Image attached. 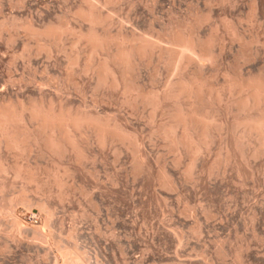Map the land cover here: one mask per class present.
Here are the masks:
<instances>
[{
	"label": "rangeland",
	"instance_id": "1",
	"mask_svg": "<svg viewBox=\"0 0 264 264\" xmlns=\"http://www.w3.org/2000/svg\"><path fill=\"white\" fill-rule=\"evenodd\" d=\"M108 1L99 0L101 12L105 15L114 13L113 16H115L111 19L109 25L100 26L99 31L101 33H112L114 36L120 34L124 37H132V35L137 34L157 39L160 34L167 36L166 33L169 34L171 29L183 21L189 19V22L193 21L195 23L206 16H210L207 22L197 25L196 30L198 35L200 34L199 36L203 38L206 36L209 39L214 36L215 42L212 51L216 54L219 53V59L216 65L214 66L215 63L207 62L204 72L206 71L205 76L210 74L207 77L212 82L211 84L214 87L216 86L215 88L221 96V100L214 98L208 104L207 111H211V114L215 117H220H217V119H219V122L225 123L224 127H213L215 131L212 129V143L207 148L208 150L204 149L205 151L203 150L199 155H194L185 147H181L183 151L181 148L178 151L175 149L171 150L169 142H166L164 136L155 130L157 126L168 120V106L171 105V101L165 103L166 110L160 109L155 111L152 106H144L142 104H139V107L137 106L133 109L126 104L128 97L122 90H115L108 86L104 87V90L101 88L102 90L97 89L95 91L96 81L92 79L90 74L81 73L83 70L82 66H85L89 57L87 46L82 44L83 47L80 45L79 48L75 49V52L80 53V61L74 67L72 77L69 78L68 72L70 69L68 70L69 60L67 59H69V53L71 54L74 51L72 48L74 36L66 35L61 44H57L54 40L41 36L50 25L65 24L76 30L80 28L77 31H87L89 28L88 23L77 15L79 8L84 5L86 6L85 0H0V106L9 104L11 101V103H17L16 105H19V103L29 105L34 98L37 101L39 97V101L49 100L46 103H49L52 99L54 102L61 100L66 104H72L77 107L81 103L80 101L83 100L86 101L88 106H93L94 101L98 98L97 101L100 103L99 108L101 111L107 110L106 112L116 113L118 114L117 116L123 114L121 117L123 116L126 120L128 119L131 124V130H133L132 132H141L139 135L142 138L144 137V141L147 139L145 145L147 164L149 165L148 172L142 174L141 177L135 178L133 167L135 166V162L132 149L129 150L130 148L121 142L115 143L111 148H109L110 146L102 148L95 136L93 134L90 136V133L87 137L88 140H85V146L87 145L85 148L91 156L98 157L99 160L97 159L95 164L85 162L78 165L75 161V154L72 152L71 154L69 152L67 156L69 155L74 158L71 159V157L68 158L66 156L67 158L64 157L66 158L64 159L59 157L55 158L56 156L48 152H43V150L37 147L23 152L8 150L5 146H2V158L6 162L5 164H9L11 168L7 165V171L0 173V264H66L63 260L58 259L54 253L47 250L49 246L47 241L45 243L42 241V243L39 240L30 239L32 236L19 235L16 234L17 232H14L13 220L7 213L2 211V206L5 205V207L13 211L16 210L15 212L21 210L22 214H25L23 209L25 208L27 210L26 205L24 206L19 198L23 190L27 193L30 202H32L28 204V207L32 205L30 207L31 210L27 211L28 213H33L34 218L45 217L44 212L41 213L37 207L40 202H48L59 208L51 223L53 241L62 247L78 249L83 254L86 264H264V155H262L264 152L256 155L257 150L259 151L261 148L260 138L258 136L253 135L251 137L241 138L243 129H233V123L230 125V122H233L238 114L235 112V107H232V102L237 96L229 92L225 87L227 75L235 74L241 66H245L244 64L246 66L242 70H245L247 74L254 71L257 73L262 66V62L264 64V0H258V4H260L257 5L260 9L256 6L259 11L254 17V20L253 18L252 20L250 19L251 10L248 9L253 6L252 0H231L230 2L224 0H110L112 1L110 3ZM179 7L182 8L180 9ZM246 11H248V14ZM162 13L164 14L162 15ZM192 15L193 18H191ZM246 17H249L250 20H247ZM155 20L157 22L155 23L156 25L154 24ZM150 21H153V23ZM3 22L6 23L7 28H3ZM228 23L234 24L239 30V33L243 35V38L248 36L245 38L246 41L248 38H250L248 41L256 39L254 40L256 44H253L254 46L251 47V49L254 48V54L252 50L253 56L251 58H243V54L241 53H243L245 46L233 38L232 33H230L231 31L228 29ZM2 30L3 32H1ZM32 32L38 33V35H34ZM9 36L15 37L13 43L8 41L11 38ZM257 39L260 41L259 43ZM39 40H41V43H39ZM47 41L51 43L52 48L54 47L52 58L51 56L48 57L47 53H40L38 50L39 44L48 43ZM23 43L28 47L26 50H24L25 45ZM62 46H65L68 53L62 51ZM238 48L241 52H237V50L239 51ZM113 49L116 51V46H113L108 52H100V55L98 54L94 57V61L98 62V60L108 58L115 52ZM222 49L224 50L223 52H221ZM25 51L28 53L24 54ZM256 54L257 56L254 57ZM242 60L244 61L242 62ZM247 60L251 61L248 62ZM12 61L15 62L12 63ZM139 61L138 66H141V69L138 67L139 82L147 90L148 87L149 89L151 88L149 91L154 90L163 93L170 82H174L179 78L178 75H172L170 73L167 63L168 57L166 54L161 53V51L149 54L139 59ZM233 63H237L236 65L238 66ZM193 68L196 70L194 64L189 65L185 72L191 70V72H194L195 70ZM261 69H264V65ZM207 71L208 74H206ZM211 76L212 78H210ZM11 79L14 81L11 82ZM44 81L48 82L46 83ZM82 81L85 83L84 86H82ZM41 84L44 85L41 86ZM105 90L106 92L104 93L103 91ZM38 91L41 92L39 93ZM36 95L38 96L37 99L35 97ZM41 95H46V97ZM26 96L30 98L27 99L28 97ZM42 97L44 98L42 99ZM112 101L116 105L114 103L112 104ZM120 103L122 105L121 107ZM212 103L213 105H211ZM216 108H221V110ZM120 110L122 113H120ZM234 114L236 115L234 116ZM225 117H228L230 120L228 119L226 121L227 119ZM31 124L32 126H36L35 122ZM228 125L232 126V128ZM240 131L242 132L240 133ZM179 132L178 134L180 135L182 131L179 130ZM231 133H233V136ZM92 136L94 139L90 138ZM233 138L234 140H232ZM92 139L95 145L93 142H91L92 145L90 144L89 141H92ZM238 139L241 140V149L235 145ZM257 143L259 144L257 145ZM228 146H231L230 149ZM117 149L119 152L122 149V155L120 157L121 159L117 158L115 160L114 157H116ZM217 150L220 151L218 152ZM231 150L233 152L232 154ZM130 152L132 154H129ZM250 153H253L252 156ZM44 154L47 155L45 156ZM247 154H250V156ZM238 155L241 156L240 159ZM204 157L205 160H203ZM248 158L249 160H247ZM5 159L7 160L5 161ZM52 161L53 164L51 163ZM70 162L71 165H69ZM56 164L58 170L62 171L57 172L56 170L55 172L60 175L63 173V170L64 172L69 168L71 170V177L69 175L67 177L66 173L61 175L66 182L64 188L55 185L54 181V183L51 182L54 180L52 173L54 172V167L57 169ZM87 164L88 166L86 167ZM192 164H194V168L189 173ZM62 165L66 167H59ZM51 166L53 170H50ZM165 166L166 172L169 175L173 174V179L177 183L176 185L178 187H176L177 190L175 189L176 192L166 188L160 178L159 174ZM17 167L21 170L22 175L16 178V173L18 172ZM243 168L246 176L242 174ZM16 170L17 172H15ZM131 172L132 174H130ZM157 172L159 173L157 174ZM92 173L95 174L93 175ZM31 174L33 178H37L36 181L31 182L29 180L28 177ZM238 174H240V178ZM244 176L246 177V181L244 180ZM38 180L39 183H37ZM5 182L8 185L2 191L1 186ZM38 184L41 189L38 187ZM49 185L50 187H48ZM77 186L81 188L79 189ZM82 187H85L84 189L86 191ZM65 189L68 190L65 192ZM82 190L83 192L81 193ZM61 191L68 192V199L64 202H61L59 199ZM92 197L94 198L93 201H95L93 202L94 204L92 203ZM158 197L159 199H157ZM96 207L97 209H95ZM31 221L29 219V222ZM26 222L29 223L28 220Z\"/></svg>",
	"mask_w": 264,
	"mask_h": 264
},
{
	"label": "bare ground",
	"instance_id": "2",
	"mask_svg": "<svg viewBox=\"0 0 264 264\" xmlns=\"http://www.w3.org/2000/svg\"><path fill=\"white\" fill-rule=\"evenodd\" d=\"M224 1L230 2L231 0H224ZM252 1H253L252 2L253 6H251L252 4L249 5L252 8H248V9L251 10L250 16H249L250 19L252 20V18H253V20H254V17L257 15V13H258V11L260 9V7L258 6L260 3L258 4V0H252ZM108 2L110 3L112 1L109 0ZM85 3H86V6L85 5L81 6L79 8L78 12H77V15L81 19H83L85 22L88 23L89 28H88L87 31H77L80 28H78L76 30V29L72 28L71 26H68V25H65V24H60V25H50L46 29V31L43 32V34L41 35L43 37L50 38V39L54 40L57 44H61L63 42V40H64L63 38L66 35H73L74 36V39L72 38L74 40L73 43H72V48H73L74 51L73 52L71 51L72 52L71 54L69 53V59H67V60H69V62H68L69 63L68 70L70 69V71L68 72L69 78L72 77L73 69H74V67L76 65L79 64V61H80V53H78L77 51L75 52V49L79 48L80 45L85 44L87 46V48H88L87 51H89V57H88V60L86 59L87 62L85 64V66H82L83 70L82 71L80 70V71H81V73L84 72L85 74H88V75L90 74V76H92V79H94L96 81V86H95L96 89H95V91L97 89H101V88H103V90H104V87H108V86L110 88H112V89H115V90H122L123 93L128 97L127 100H126V104L129 105L133 109L136 108L139 104H142L144 106H152L154 108V110L157 111V110H160V109H165V107H166L165 103L167 101H171L172 102L171 105L168 106L170 103L167 105L169 107V118H168L167 121L165 120L166 122L162 123L161 125L158 124L159 126H157L156 129H155L156 132L160 133V134H162L164 136V139H166V142L167 141L169 142V144L171 146L170 147L171 150L175 149V150L178 151L181 147H185L189 151H191L194 155H199L201 152H203L204 149L206 150L207 148H209L211 143H212V136H213L212 135V131L214 130L213 127H215V128L216 127H218V128L222 127L223 128L224 124H225V123L219 122V119H217L218 116L215 117L214 115L211 114V111L210 112H209V110L207 111L208 104L211 103L214 98L216 100H221V96H220V93L218 92V90L215 88L216 86L214 87L211 84L212 82L209 81V78L207 76L210 75V74H208V71L206 73L208 75L205 76V72L206 71L204 72V68H205V65H206L207 62L208 63L211 62L212 64L215 63L214 64V66H215L216 63L218 62L217 60L219 59V55H218L219 53L216 54L215 52L212 51V48H213V45H214V42H215L214 36L211 37V38H209V36H208L209 39H207L206 36H205L206 39L201 37V36H199L200 34L198 35V32L196 30V26L207 22L210 19V16H206L202 20H199V21H197L195 23H193V21L189 22L188 21L189 19L187 21H183L181 23L178 22L179 24H177L173 29H171V32L169 34L166 33L167 36H163V35L160 34V36L157 39H155L153 37H146V36L137 35V34L132 35V37H124V36H122L120 34L114 36V35H112V33L111 34L110 33H101L99 31V27L100 26L109 25V23L111 22V19L115 16V15L113 16L114 13L113 14H108V15L103 14L101 12V6L99 4V0H85ZM235 4H233V5H235ZM256 6H258V8H259L258 10H257ZM171 7H173V6H171ZM194 9H196V8H194ZM171 10H174V9H171ZM146 11L148 12V10H146ZM190 12H192V11H190ZM247 12L248 11H246V13ZM163 14L164 13H162V15ZM163 17H160V18H163ZM168 17H170V16H168ZM249 17H246L247 20L249 19ZM191 18H193V15H192ZM154 19H152V20L154 21ZM153 21L152 22L150 21V22L153 23ZM155 23H157L156 20H155L154 24ZM2 26H3V28H7V25H6L5 22L2 23ZM227 26H228V29L231 31L230 33H232L233 38L235 40L239 41V43H241V44H243L245 46V48L243 49L244 50L243 53H241V54H243L242 55L243 58L244 57L245 58H248V57L251 58V56H253V54H254V50H253L254 48L251 49V47L254 46L253 44H256V42L254 41L256 39L248 41L250 39V38H248L247 41H246L245 38H247L248 36L246 35L247 37L243 38L242 37L243 35H241L239 33V30L236 28V26L234 24L228 23ZM251 26H252V24H251ZM134 28H136V27H134ZM152 28H153V26H152ZM169 28H170V26H169ZM244 28H246V27H244ZM121 29H123V28H121ZM252 29H254V28L252 27ZM101 30H103V29H101ZM241 31H243V30L241 29ZM1 32H3V30ZM32 34L38 35V33H33V32H32ZM9 37H11V36H9ZM14 38L15 37L12 36L10 39H8V41L13 43L15 41ZM26 38H28V37H26ZM42 40H43V38H42ZM39 41H40L39 43H41V40H39ZM9 42H8V44H10ZM218 42H220V41H218ZM259 42L260 41L258 40V43ZM48 43H50V42H48ZM48 43L39 44L40 46L38 45L39 46L38 50H39L40 53H42V52L47 53L48 57L51 56V58H52V54L54 52V50H53L54 47L52 48L51 43L50 44H48ZM223 43H224V41H223ZM24 45H25L24 50H26V48H28V47H26V44H24ZM70 45H71V43H70ZM113 46H116V51L113 49L115 52L112 55H110L108 58H106L104 60H100V61L98 60V62L94 61V57H96L98 54L100 55V52H104V51L108 52V50H110ZM82 47H83V45H82ZM218 47H222V46H218ZM241 47H243V46H241ZM222 48H224V47H222ZM31 49L33 50V48H31ZM220 50H221V48H220ZM252 50H253V54H252ZM29 51H30V49H29ZM62 51L65 52V53H68V50L66 51L65 46H62ZM156 51H161V53H164V54L167 55V57H168L167 63H168L169 69H170V73L172 75H178L179 76L178 80L176 79V81L173 80L174 82H170V83L168 82L169 84H168L166 90L163 91V93H159V92H156L154 90L149 91L151 88L149 89V87H148V90H147L145 87L142 86V83L140 84V82H139L140 80H139V75H138V72H139L138 71V67L141 69V66L140 65L138 66V62H140L139 59H141L143 57H146L149 54H153L154 52L156 53ZM223 51L224 50L222 49L221 52H223ZM237 52H241V50L239 49V51L237 50ZM255 52H256V49H255ZM26 53H28V52L25 51L24 54H26ZM24 54H23V56H24ZM30 54H33V53H30ZM257 54L254 57H256ZM107 55H108V53H107ZM220 55H222V54H220ZM258 56H259V54H258ZM19 57H21V56H19ZM155 57H157V56H155ZM240 57H241V55H240ZM241 59H240V61H241ZM254 59H256V58H254ZM27 60H28V58H27ZM165 60H167V59H165ZM238 61H239V58H238ZM243 61L244 60H242V62ZM250 61H248V62H250ZM14 62L12 61V63H14ZM254 62H255V60H254ZM192 64H194L196 66V70L193 68L195 70L194 72H191L192 70L189 71V72H185L186 68L189 65H192ZM233 64H235V63H233ZM240 64H243V63H240ZM257 64H258V62H257ZM244 65L246 66V64H244ZM254 65H256V64H254ZM263 65L264 64L262 62V66L261 67H263ZM236 66H238V65H236ZM245 66H243V67H245ZM243 67L241 66V68L236 73L234 72L235 74L227 75V77H226L227 78L226 79V86H225L226 89L229 92L234 93L237 96L232 102V104H233L232 107L233 108L235 107V109H236L235 112H237L238 114L235 117V119L231 117L232 119H234V121L233 122L231 121L230 125H232V123H233V129H243V132L240 131V133L242 132L241 138H243V137H251L253 135H256V136H258L260 138V143H261L260 146H261V148H260L259 151L257 150V152H256V155H259V153L264 152V69H261V67L259 66L260 68L259 67L258 68L260 70L257 69L258 70L257 73H255V71L253 70L254 72H250V73L247 74V73H245V70L244 71L242 70ZM207 68H208V66H207ZM251 70H252V68H251ZM251 70H249V71H251ZM231 71H229V72H231ZM77 73H79V72H77ZM79 75H80V73H79ZM210 78H212V76ZM68 80H70V79H68ZM10 81L13 82L14 80L11 79ZM44 82H46V81H44ZM84 84L85 83L83 82L82 86H84ZM43 85L41 84V86H43ZM221 86H223V85H221ZM76 87H77V85H76ZM45 88H48V87H45ZM51 88H52V86H51ZM47 92H45V93H47ZM103 92L105 93L106 90L103 91ZM96 94H97V92H96ZM99 94H98V97H99ZM110 94H112V93H110ZM227 95H228V93H227ZM39 96H40V94H39ZM41 96H44V95H41ZM109 96L110 95L108 94V97ZM18 97H19V94H18ZM26 97H28V96H26ZM35 97L37 99L38 96L36 95ZM44 97H46V95ZM44 97H42V99ZM223 97H224V95H223ZM29 98L30 97H28L27 99H29ZM118 98H120V97H118ZM34 99H33V101H31V103L29 105H26L24 103H19V105H16L17 103L14 104L15 102L11 103L12 102L11 101L9 104H4V105L0 106V173L6 172L7 171L6 167H7V165L9 166V164H7V165L5 164L6 162H4V160L2 158V155H3V154L1 155L2 146H5V148L8 149V150H17V151H23V152L29 151V150L33 149L34 147H37L38 149L40 148L41 150H43V152H48V153L56 156L55 158H57V157L64 158V157L67 156V154L69 152H70V154L72 152V153L75 154L74 155L75 156V161L77 162L78 165L82 164V163H85V162H89V163H94L95 164L96 160L98 159V157L91 156L88 153V151L86 150V148H85L87 146V145L85 146V140H88L87 137H88L89 133H90V136H91V134H93L95 136L97 142L99 143V145L102 148H107L108 146H110L109 148H111V146H114L115 143L121 142L124 145H127L130 148L129 150L132 149V151H133L132 153L134 154V162H135V166H133L134 167V176H135V178L141 177L142 174H144L145 172H148L149 165L147 164L146 145H145V142H146L147 139L144 141V139H143L144 137L142 138L141 135H139L141 132L140 133L132 132L133 130H131V126H130L131 124L128 121V119L126 120L125 117L124 118H123V116L121 117V115H123V114L119 115L120 116L119 117V116H117L118 114H116V113L114 114L113 112L112 113L106 112L107 110L106 111H101V109L99 108L100 107V105H99L100 103H99V101H97L98 98L97 99L95 98L96 100L94 101V103L91 102V103H93V106H88L86 101L82 100V101H80L81 103L79 102L80 104L77 107L73 106L72 104L71 105L70 104H66L64 101H61V100L58 101V102H54V101H52L53 99L52 100L50 99L51 101L49 103H46L47 100L46 101H44V100L43 101H39L40 97L38 98L37 101L34 100ZM103 99H105V98H103ZM120 101H122V100H120ZM225 101H226V99H225ZM19 102H22V101H19ZM23 102H25V101H23ZM27 102H28V100H27ZM113 103L114 102L112 101V104ZM112 104H110V105H112ZM224 104H225V102H224ZM229 104H230V101H229ZM211 105H213V103ZM121 106L122 105L120 103V107ZM209 107H211V106H209ZM232 107H231V110H232ZM118 108H119V105H118ZM123 108H124V106H123ZM142 108H143V106H142ZM216 109L221 110V108H216ZM225 109H227V108H225ZM162 111H164V110H162ZM215 111H218V110H215ZM131 112L134 113L133 111H131ZM224 112H225V110H224ZM233 112H234V110H233ZM120 113H122L121 110H120ZM235 115L236 114H234V116ZM152 116H153V113H152ZM167 116H168V114H167ZM218 118H220V117H218ZM129 119H131V118H129ZM226 119H227L226 121H228L229 118L227 117ZM131 121H132V119H131ZM32 122H35L36 126H32V124H31ZM224 122H225V120H224ZM230 125H228V126H230ZM230 128H232V126H230ZM145 129H146V127H145ZM179 130L182 131L180 135L178 134V133H180ZM214 134H216V133H214ZM231 134L233 136V133H231ZM238 134H239V132H238ZM161 137H160V139H161ZM237 137L239 138L238 135H237ZM90 138H93V136L90 137ZM93 139H92V141H89L90 144H91V142H93ZM247 139H249V138H247ZM256 139H257V137H256ZM232 140H234V138ZM90 144H89V146H90ZM258 144L259 143H257V145ZM94 145H95V143H94ZM235 145H236V147L241 149L242 148L241 140L240 139L236 140ZM244 145H246V144H244ZM119 146H121V145H119ZM228 147L230 149L231 146H228ZM257 148H258V146H257ZM92 149H93V147H92ZM122 149L120 150L121 152H122ZM125 149H127V148H125ZM220 149H222V148H220ZM232 149H233V147H232ZM109 150L111 151V149H109ZM181 150H182V148H181ZM107 151H108V149H107ZM233 151H234V149H233ZM23 152H21V153H23ZM43 152H41V153L43 154ZM121 152H119L118 149L116 150V155H115L116 157H114L115 160L117 158L121 157V155H122ZM101 153H102V149H101ZM132 153L130 152L129 154H132ZM232 153L233 152L231 150V154ZM234 153H235V151H234ZM47 154H44V155L46 156ZM237 154H240V153H237ZM250 154L252 156L253 153H250ZM250 154H247V155L250 156ZM123 155H124V153H123ZM262 155H264V154H262ZM48 156H49V154H48ZM131 156H133V155H131ZM234 156H232V157H234ZM67 157L69 158L71 156L68 155ZM225 157H226V155H225ZM238 157L240 159L241 156L238 155ZM66 158H64V159H66ZM72 158H74V157H71V159ZM6 160L7 159H5V161ZM203 160H205V157L203 158ZM247 160H249V158ZM55 161H57V160H55ZM73 161H71V162L73 163ZM253 161H254V159H253ZM71 162H70L69 165H71ZM119 162H120V160H119ZM223 162H224V160H223ZM51 163L53 164V161ZM204 163H205V161H204ZM66 164H68V163H66ZM94 164H92V165H94ZM194 164L191 165V167L189 169V173H191L192 169L194 168ZM238 164H240V163H238ZM30 165H32V164L30 163ZM47 165L49 166V164H47ZM196 165H197V163H196ZM15 166H17V165L15 164ZM66 166L68 167V165H66ZM87 166H88V164L86 165V167ZM20 167H21V165H20ZM59 167H64V166L62 165V166H59ZM74 167L76 168V166H74ZM89 167H91V166H89ZM187 167H188V165H187ZM10 168H9V170H10ZM17 168H18V172H17V170L15 171V172H17L16 173V178L20 177L22 175L21 174V170L19 169V167H17ZM56 168H57V164H56ZM88 168H86V169H88ZM244 168H243V170H244ZM260 168H261V166H260ZM41 169H39V170L41 171ZM164 169L159 174L160 178H161V180L163 182V185L166 188H168L169 190L175 191L176 187H178V186L176 185L177 184L176 181L173 179V174H171L172 175L171 176V175H169L168 172H166V166H165ZM208 169H210V168L208 167ZM241 169H240V171H241ZM50 170H53L52 166H51ZM56 170H57V172L58 171H62V170H58V168L55 169V167H54V172L52 173V175L54 177V180H52L51 182L54 181L55 185L59 186L60 188H64L66 186V182L63 180V177H61V175L63 173H66L67 177H68V175L70 176L71 170H70V168L66 169L65 172L63 170V173H61V175L59 173L55 172ZM214 170H215V167H214ZM243 170H242V174L245 173V170H244V172H243ZM44 171H46V170H44ZM90 171H91V169H90ZM77 172H75V173H77ZM219 172H220V170H219ZM247 172H248V169H247ZM158 173L159 172H157V174ZM92 174L94 175L95 173H92ZM130 174H132V172ZM239 175L240 174H238V177H239ZM182 176H183V174H182ZM216 176H217V174H216ZM47 177H50V176H47ZM72 177L74 178V176H72ZM28 178H29V180L31 182H34L37 179V178H33L32 174ZM46 180H43V181H46ZM67 180H68V178H67ZM244 180L246 181V177H245ZM152 181H154V180H152ZM37 183H39V180H38ZM134 183H135V181H134ZM49 184L51 185V183H49ZM7 185H8V183L5 182V184H3L1 186L2 191L7 187ZM40 185H41V183H40ZM50 185L48 187H50ZM241 185H242V183H241ZM43 186H44V184H43ZM70 186H69V188H70ZM38 187H40L39 184H38ZM72 187H74V186H72ZM159 187H160V185H159ZM78 188L80 189L81 187H78ZM40 189H41V187H40ZM52 189H53V186H52ZM66 190H68V189H65V192H66ZM74 191H75V189H74ZM47 192L49 193L48 189H47ZM65 192L61 191V193L59 194V199H60L61 202H64L65 200L68 199V195H67L68 192L67 193H65ZM82 192H83V190L81 191V193ZM33 193H34V191H33ZM69 196H71V195H69ZM89 196H90V194H89ZM19 198L22 201V203L24 204V206L26 205V209L27 210H31L30 207L32 205L30 207H28V204H29L30 200H29V198L27 196V193L24 190L21 192V195H20ZM157 199H159V197ZM93 200H94V198L92 199V203L95 202ZM30 203H32V202H30ZM0 205H1V202H0ZM37 207L41 211V213L44 212V214H45L44 218H43V216L40 217V218H34L33 217V213H28V211L25 210V208L23 209L25 214H22L21 210L20 211L17 210V212H15L16 210L13 211L12 209H9V208L5 207V205L2 206V211L7 213L12 218V220H13V222H12L13 223L12 224L13 225V230H14V232H17L16 234L29 235V236H32V238H30V237H28V238L33 239V240H39L41 242L43 241L44 243H45V241H47L49 243V246H48L47 250H49L50 252L54 253L58 259L63 260L66 264H86V261H85V258L83 256V254L78 249L62 247V246L56 244L53 241L52 233H51L52 232L51 231V223H52V219L54 218L56 213L59 211V208L56 207V206L51 205L48 202H40L37 205ZM95 209H97V207ZM86 210H88V209H86ZM19 212H21V213H19ZM29 219H31L32 221L29 222ZM26 220H28L29 223H27ZM22 237H24V236H22Z\"/></svg>",
	"mask_w": 264,
	"mask_h": 264
}]
</instances>
